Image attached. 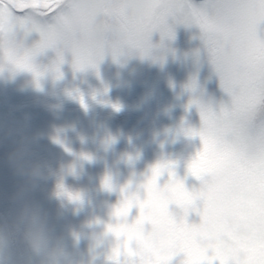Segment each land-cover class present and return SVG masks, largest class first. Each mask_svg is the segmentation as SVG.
Returning a JSON list of instances; mask_svg holds the SVG:
<instances>
[{"label": "snow or ice", "instance_id": "snow-or-ice-1", "mask_svg": "<svg viewBox=\"0 0 264 264\" xmlns=\"http://www.w3.org/2000/svg\"><path fill=\"white\" fill-rule=\"evenodd\" d=\"M131 14L124 21L121 47L141 58L151 55V37L174 39L168 21L200 29L209 63L219 78L229 104L190 100L201 119L202 148L187 165L200 182L189 191L172 163H158L140 185L144 192L124 195L114 210L115 225L108 226L117 245L113 264H264V40L257 25L264 22V0H126ZM53 0H0V28L25 25L31 13L51 10ZM115 55V53H114ZM83 70V69H79ZM39 88V73L34 72ZM195 92L193 80L189 86ZM82 107H86L81 97ZM117 111L119 108L114 106ZM88 159V157H85ZM167 173L163 185L159 178ZM105 187L111 191L108 178ZM199 204V207L197 206ZM170 205L180 209L173 214ZM138 215L128 218L132 208ZM199 217L189 223V213Z\"/></svg>", "mask_w": 264, "mask_h": 264}, {"label": "rangeland", "instance_id": "rangeland-1", "mask_svg": "<svg viewBox=\"0 0 264 264\" xmlns=\"http://www.w3.org/2000/svg\"><path fill=\"white\" fill-rule=\"evenodd\" d=\"M204 2L192 0L197 6ZM168 23L174 39L161 41L160 33L154 32L151 55L141 58L138 52L132 54L129 69L136 70L134 77L108 57L98 68L84 72L73 73L65 64L58 79L48 76L39 81V88L27 73L21 74L15 83L0 82V196L4 202L0 204V213L15 208L13 198L21 178L8 160L23 138L31 142L33 159L54 170L64 166L72 173L83 172L82 179L77 181L69 175L66 181L69 186L85 187L90 192L91 207L80 216L58 217V205L49 198L54 186L52 179L40 182L31 195L49 214L58 233L69 226L93 222L96 264H113L109 257L117 240L107 229L117 222L114 210L123 200L121 189H125L124 195L138 193L143 199L140 185L158 163L174 164L175 174L187 190L200 187V182L187 173L188 163L202 148L198 136L185 135L188 129L198 131L201 127L198 110L188 105L195 97L204 103L211 102L215 109L221 103L229 104L230 97L220 88L200 29L176 25L171 19ZM257 37L264 40V22L257 25ZM33 39L38 37L34 35ZM54 59L49 52L41 63L47 65ZM193 80L195 92L189 87ZM146 96L150 98L142 104ZM81 97L86 107L81 106ZM126 102L139 112L132 126L118 122L126 108L120 110L121 106ZM105 178L111 182V191H100ZM168 179L164 173L159 185L163 186ZM169 210L181 214L175 205H170ZM138 211L131 209L129 222ZM188 222L198 223L199 217L190 212ZM88 247V241H82L79 250L85 252ZM183 259L180 254L172 264H181Z\"/></svg>", "mask_w": 264, "mask_h": 264}, {"label": "clouds", "instance_id": "clouds-1", "mask_svg": "<svg viewBox=\"0 0 264 264\" xmlns=\"http://www.w3.org/2000/svg\"><path fill=\"white\" fill-rule=\"evenodd\" d=\"M131 11L126 0H53L49 12L29 14L27 24L5 25L0 28V82L15 83L25 73L36 81L34 72L40 74L39 81L48 76L55 80L65 64L73 73L84 72L98 68L108 57L134 77L136 70L129 69L133 53L121 47L123 21ZM34 35L38 39H33ZM49 52L55 59L42 64ZM149 98L146 96L142 104ZM30 143L23 138L9 154V165L21 183L13 198L15 208L0 213V264H96L93 222L58 233L49 214L31 195L40 182L52 179L49 198L58 205V217L80 216L91 207L90 192L66 181L69 175L82 179L83 172L72 173L64 166L54 170L33 159ZM100 191H108L104 182ZM82 241H88L85 252L79 250Z\"/></svg>", "mask_w": 264, "mask_h": 264}, {"label": "trees", "instance_id": "trees-1", "mask_svg": "<svg viewBox=\"0 0 264 264\" xmlns=\"http://www.w3.org/2000/svg\"><path fill=\"white\" fill-rule=\"evenodd\" d=\"M123 112H124V114H122ZM123 112L120 114L118 122L122 121L123 123H125V125H128V126H130V125L132 126V124L136 123L138 113L134 108L129 109V110H125ZM0 204L4 205V202L1 198V196H0Z\"/></svg>", "mask_w": 264, "mask_h": 264}, {"label": "flooded vegetation", "instance_id": "flooded-vegetation-1", "mask_svg": "<svg viewBox=\"0 0 264 264\" xmlns=\"http://www.w3.org/2000/svg\"><path fill=\"white\" fill-rule=\"evenodd\" d=\"M130 105H132V103H128V102H126V104H122L121 107H126L124 110H129V109L134 108L133 106L130 107ZM120 110H121V109H120Z\"/></svg>", "mask_w": 264, "mask_h": 264}]
</instances>
